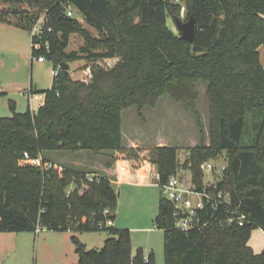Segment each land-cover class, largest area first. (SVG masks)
Masks as SVG:
<instances>
[{
  "label": "trees",
  "instance_id": "trees-1",
  "mask_svg": "<svg viewBox=\"0 0 264 264\" xmlns=\"http://www.w3.org/2000/svg\"><path fill=\"white\" fill-rule=\"evenodd\" d=\"M19 1L37 10L19 14L14 8L13 20V13L0 10V21L31 32L43 16L40 35H31L32 56L43 54L54 68L86 59L89 78L73 79L59 69L50 88L34 90L45 96L36 112H17L9 100L11 115L0 116V232L71 231L77 264H155L153 253L137 249L132 255L129 229L113 225L118 193L106 176L89 180L85 171L53 164L46 170L41 154L125 150L122 110L154 108L163 95L193 115L201 133L196 84L203 82L209 144L190 148L184 165L200 183L201 162L225 150L228 180L218 181L217 189L229 188L230 203L208 209L206 225L184 231L174 226V208L160 196L154 225L163 231L164 264H264V251L248 245L254 227L264 230V0H180L186 18L195 19L192 42L167 24L180 16L181 3L173 0H0ZM69 6L98 37L67 16ZM73 33L85 43L66 52ZM108 58L116 59L112 66L99 63ZM25 154L41 156V164ZM148 155L159 182L176 172L175 146H154ZM231 209L245 213L242 225L224 222ZM101 230L108 237L98 249L75 235Z\"/></svg>",
  "mask_w": 264,
  "mask_h": 264
},
{
  "label": "rangeland",
  "instance_id": "rangeland-1",
  "mask_svg": "<svg viewBox=\"0 0 264 264\" xmlns=\"http://www.w3.org/2000/svg\"><path fill=\"white\" fill-rule=\"evenodd\" d=\"M173 1L181 3L180 0ZM14 8L19 14L24 11L37 10V7L29 6L24 1L18 3L0 2L1 11L13 13ZM71 9L75 11L73 7ZM75 17L92 36H99L97 30L87 24L81 14L76 12ZM180 17L186 19L184 3H181ZM9 18L17 19L14 13ZM167 24L174 32H178L171 18H168ZM84 43L85 41L80 34L73 33L69 37L65 51H79ZM259 48L260 59L264 62V49H261L264 46ZM31 58L30 30L0 21V86L6 91L0 95V116L11 115L9 100H12L14 107L17 105L15 111L22 112L26 109V100L19 93L28 88L33 77L39 78L44 85H48L51 81L53 63L49 60L38 62L36 56ZM86 62V59L68 62L72 70V74H70L72 78L83 80L89 78V69L84 65ZM88 62L89 65L92 64V62ZM110 62V59H105L99 63L110 66ZM196 88L198 90L196 106L203 126L201 133L195 117L168 95L161 96L154 108L145 107L140 113L135 107L127 108L129 110L126 109L127 111L124 110L121 113V128L125 136L124 138L121 137V143H126V137L135 136L140 147L135 148L137 151L134 152L128 151L126 147L122 151L103 152L107 157L108 167L112 161L127 159L133 167L146 162L148 163V172L156 171V165L148 159L149 149L161 145L163 142L177 148L179 165L176 172L186 179H191L193 174L187 171L188 168L184 165L190 148L199 145L201 142L206 145L209 144V109L205 95L206 85L199 82L196 84ZM17 108L21 110H17ZM83 151L93 156L89 150ZM63 152L70 153V151L65 150H45L41 155L48 160L46 162L52 161L50 163L53 164V168L60 170L61 167L59 166H63ZM207 160H212L216 166L221 163L226 164L227 153L225 150L217 149L213 156L206 157L204 161ZM79 161L82 163L81 160ZM95 171L102 174V170ZM200 178L203 184L208 181H223L226 184L228 175L224 172L217 174L216 172L202 171ZM111 185L118 193L115 208L117 227L129 229L132 254L136 253L137 249H140L144 256L153 252L155 264H164L163 232L154 228L157 203L161 196L159 185L157 183L136 186L115 183H111ZM71 187L72 185L69 188ZM224 190L228 191L229 188L224 187ZM73 234L71 231H53L46 228H42L38 232L0 233V264H77L78 256L71 240ZM75 235L86 244L87 248L96 249L102 247L104 240L108 237V233L104 230L78 232ZM249 243L253 244L254 248L262 247L260 251L264 249V236L258 227L251 230Z\"/></svg>",
  "mask_w": 264,
  "mask_h": 264
},
{
  "label": "built area",
  "instance_id": "built-area-1",
  "mask_svg": "<svg viewBox=\"0 0 264 264\" xmlns=\"http://www.w3.org/2000/svg\"><path fill=\"white\" fill-rule=\"evenodd\" d=\"M66 14L67 16L75 17L76 12L69 6L66 10ZM42 21L43 16L39 18L36 25L33 27L31 35H40ZM36 60L44 62L46 58L41 54L36 56ZM59 69L60 66L52 68L53 76L57 75ZM25 157L30 159L33 164H41V156L30 158L28 154H25ZM51 166L52 163L44 162L42 167L48 170ZM225 167V163L216 166L212 160L203 161L200 164V169L202 171L216 172L217 174L223 173ZM187 171L192 173L189 169ZM94 177L98 178V176L87 175L89 180H93ZM217 182L208 181L206 184L202 182L198 183L192 176L191 179H186L182 175H179L178 172L171 174L165 182H159L157 176V184L160 187L161 196L168 200L174 208V226L176 228L184 231L200 228L207 224L208 209L214 211L217 209L218 205H227L230 203L229 191H225L222 188L217 189ZM245 218V213L239 212L237 209H231L227 210L224 222L229 225L234 223L242 225ZM107 224H111V222L107 221Z\"/></svg>",
  "mask_w": 264,
  "mask_h": 264
},
{
  "label": "crops",
  "instance_id": "crops-1",
  "mask_svg": "<svg viewBox=\"0 0 264 264\" xmlns=\"http://www.w3.org/2000/svg\"><path fill=\"white\" fill-rule=\"evenodd\" d=\"M6 23L7 22H5V24ZM7 24H10V23H7ZM261 49H264V48H261ZM259 50H260V48H259ZM33 57L34 56H32L31 59H33ZM108 59L111 60L110 66H112L116 61L115 58H108ZM259 60H260V63L262 64V66L264 67V62L262 61V59H260V55H259ZM69 72H70V74H72V70H71L70 66H69ZM51 74H52V70H51ZM52 76H53V74H52ZM52 82H53V77H52V79L48 85L42 84L41 80L39 78L33 77L32 80H30V84H29L28 88L25 89L26 91L23 90V91H21V93H19L26 100V108L29 107L31 111L36 112L37 109L44 103L45 96L43 93H36L34 90L35 89H48L51 87ZM30 88H32V91L30 90ZM0 92H1L0 95L6 93V91H4L1 86H0ZM126 109H123L122 112L124 110L127 111L130 108L127 110ZM17 110H21V109L17 108ZM138 113H139V111H138ZM122 116H123V114H122ZM121 132H122V136L124 138L125 136H124V133L122 131V128H121ZM138 142L139 141H138L137 137H135V136L134 137H128V138L126 137V143L122 144V145L124 148L125 147L126 148H132V147L138 148V147H140ZM161 145H168V144L162 142ZM79 160H81L82 163ZM49 162H52V161L49 160ZM107 163H108V160H107V157L104 153L93 154V156H90V154L88 155L83 150H79V151H75V152L70 151L69 154L67 152H63V167L70 168L73 170L85 171V172H87V175H90V176H98V175L106 176L112 184L115 183V184H127L129 186H132V185L136 186V185H151L153 183H157L158 171L157 170L151 171V173L148 172V170H147L148 163H146V162L142 165L137 166V167H135V166L133 167L132 164L130 163V161H128L127 159H118V160L112 161V162H110L111 165L109 167H108ZM56 166H58V165L56 164ZM81 167H82V169H81ZM88 170H90V171H88ZM95 170H102V174L97 173ZM111 175H112V177L114 176V178H112ZM158 201H159V199H158ZM157 211H158V205H157ZM156 214H157V212H156ZM156 214H155V216H156ZM113 225L115 227H117L116 213H115V219L113 221ZM118 228H125V227H118ZM155 229H157V228H155ZM258 229H259V231H261L262 235L264 236V230L260 227H258ZM149 230H151V229H149ZM0 233H6V232H0ZM248 245L253 249L254 252L264 251V249H262L260 251V248H262V247H257V248L255 247L254 248V245L249 243V240H248ZM131 251H132V249H131ZM151 253H153V252H151ZM134 254L135 253H133L132 255H134Z\"/></svg>",
  "mask_w": 264,
  "mask_h": 264
},
{
  "label": "water",
  "instance_id": "water-1",
  "mask_svg": "<svg viewBox=\"0 0 264 264\" xmlns=\"http://www.w3.org/2000/svg\"><path fill=\"white\" fill-rule=\"evenodd\" d=\"M175 26L180 33V37L183 40L192 42L195 38L196 23L193 15H189L186 19H182L180 16L174 18ZM61 70H69L68 63L60 64ZM209 264V263H205Z\"/></svg>",
  "mask_w": 264,
  "mask_h": 264
}]
</instances>
